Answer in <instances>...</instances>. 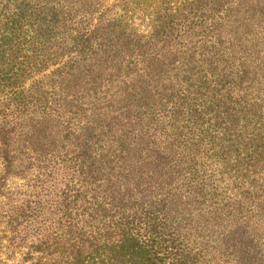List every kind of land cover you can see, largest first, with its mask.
Segmentation results:
<instances>
[{"label":"trees","instance_id":"trees-1","mask_svg":"<svg viewBox=\"0 0 264 264\" xmlns=\"http://www.w3.org/2000/svg\"><path fill=\"white\" fill-rule=\"evenodd\" d=\"M0 93L18 264H264V0H0Z\"/></svg>","mask_w":264,"mask_h":264},{"label":"rangeland","instance_id":"rangeland-1","mask_svg":"<svg viewBox=\"0 0 264 264\" xmlns=\"http://www.w3.org/2000/svg\"><path fill=\"white\" fill-rule=\"evenodd\" d=\"M2 94V93H0ZM35 178L26 177L18 178L14 177L9 179L7 183V188L11 192H15L12 196L0 198V236H2V250L0 252V258L5 264H18L22 258V253L26 250L28 241L34 239L30 231H36V228L41 225L42 218L35 219L32 216L29 223L25 225L7 224L5 212L14 208V206L22 205L25 201H33L32 194L39 190V187H35ZM228 185V184H227ZM226 185V186H227ZM229 187V186H227ZM244 194L246 192H254V188L249 186V183H245ZM35 189L33 192L32 189ZM230 188H232L230 186ZM19 191V192H17ZM230 191V190H229ZM234 191V190H232ZM256 202L253 200L247 201L246 206L250 209V217L248 216V231L250 235H254L260 242L264 240V213L259 212V208L254 207ZM259 206V204L257 205ZM29 226V227H28ZM37 226V227H36ZM45 225H42V227ZM261 236V238L257 236ZM211 259V264H240L237 260L233 258H227V255H221L219 253H213Z\"/></svg>","mask_w":264,"mask_h":264}]
</instances>
